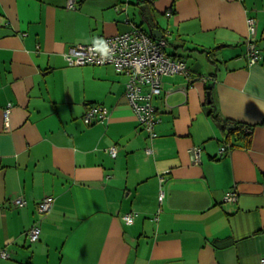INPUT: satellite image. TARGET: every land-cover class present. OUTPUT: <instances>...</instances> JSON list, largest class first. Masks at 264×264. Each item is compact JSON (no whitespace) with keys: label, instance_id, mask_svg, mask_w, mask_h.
I'll list each match as a JSON object with an SVG mask.
<instances>
[{"label":"crops","instance_id":"crops-1","mask_svg":"<svg viewBox=\"0 0 264 264\" xmlns=\"http://www.w3.org/2000/svg\"><path fill=\"white\" fill-rule=\"evenodd\" d=\"M66 3L0 0V251L10 254L0 264H264V0ZM249 16L257 19L255 63ZM133 23L167 38V52L190 72L163 77L150 156L125 96L127 74L65 57L71 45ZM210 84L227 129L208 112ZM99 103L108 118L86 123ZM223 144L233 147L221 154ZM192 145L203 149L200 163ZM231 188L236 202L224 200ZM47 195L54 204L41 214ZM18 196L27 203L15 205ZM34 224L42 230L35 242L27 234Z\"/></svg>","mask_w":264,"mask_h":264},{"label":"built area","instance_id":"built-area-1","mask_svg":"<svg viewBox=\"0 0 264 264\" xmlns=\"http://www.w3.org/2000/svg\"><path fill=\"white\" fill-rule=\"evenodd\" d=\"M78 0H67L66 6L74 8ZM248 54L250 63L259 60V51L256 41L257 19L249 16L248 19ZM168 40L165 37H153L137 24H132L131 28L105 37L101 41L89 43H77L71 45L65 52V57L70 65H113L119 71L127 74L125 96L147 133L150 142L145 148L148 156L155 153L154 142L158 135L157 124L160 117L154 98L163 91V77L166 75L185 74L190 77L187 61L181 57H173L167 52ZM12 104L4 110V118L9 124ZM110 113L108 106L104 104L91 105L84 115L86 123L94 121L104 122ZM231 148L229 144H223L219 153L223 154ZM118 146L111 145L108 152L116 157ZM190 156L194 163L202 161L203 149L199 145H192L189 148ZM165 176L161 174L163 181ZM165 197L163 188L160 190L159 198L162 201ZM224 200L236 202L238 192L235 189H229L224 195ZM13 203L17 206H23L27 203L22 196L13 198ZM54 204V196L47 195L42 198L37 208L41 214L51 211ZM136 212H126L123 215L124 220L131 224L134 222ZM41 226L34 224L27 230L28 237L35 242L40 239ZM0 257L9 258L10 254L6 250L0 251ZM264 263V258H262Z\"/></svg>","mask_w":264,"mask_h":264},{"label":"trees","instance_id":"trees-1","mask_svg":"<svg viewBox=\"0 0 264 264\" xmlns=\"http://www.w3.org/2000/svg\"><path fill=\"white\" fill-rule=\"evenodd\" d=\"M141 27V26H140ZM151 27V26H150ZM152 29V28H151ZM153 37H156L154 35V33H150ZM188 64V63H187ZM212 90H213V87H212V84L208 85L207 87V93L210 92V95H211V101H208L206 102L207 104V109H208V112L209 114L216 120V122L218 124H220L221 126H223L224 128L226 127V129L228 128L227 125H228V120L227 119H223V118H220L219 116V113L217 111V106L215 105L214 103V99H213V96H212ZM238 127H244V130L246 131V133H249L251 131V127L249 126H245L244 124H237ZM230 147H233V144L230 145Z\"/></svg>","mask_w":264,"mask_h":264},{"label":"water","instance_id":"water-1","mask_svg":"<svg viewBox=\"0 0 264 264\" xmlns=\"http://www.w3.org/2000/svg\"><path fill=\"white\" fill-rule=\"evenodd\" d=\"M153 33H154V35H155L156 37H158V38H161V37H162V35L158 34V32H157L156 30H155ZM208 100L211 101V95H210V92H208Z\"/></svg>","mask_w":264,"mask_h":264}]
</instances>
